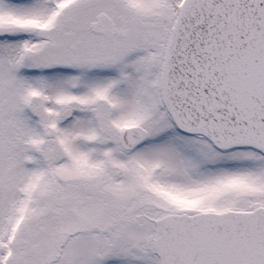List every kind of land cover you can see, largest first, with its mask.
I'll use <instances>...</instances> for the list:
<instances>
[{
  "label": "snow or ice",
  "instance_id": "6c2138e0",
  "mask_svg": "<svg viewBox=\"0 0 264 264\" xmlns=\"http://www.w3.org/2000/svg\"><path fill=\"white\" fill-rule=\"evenodd\" d=\"M0 264H264V0H0Z\"/></svg>",
  "mask_w": 264,
  "mask_h": 264
}]
</instances>
